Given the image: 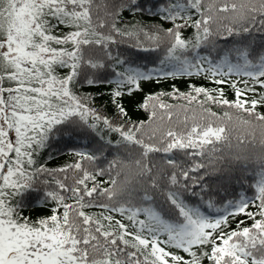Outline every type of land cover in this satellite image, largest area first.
<instances>
[{"label":"snow or ice","instance_id":"6c2138e0","mask_svg":"<svg viewBox=\"0 0 264 264\" xmlns=\"http://www.w3.org/2000/svg\"><path fill=\"white\" fill-rule=\"evenodd\" d=\"M0 264H264V0H0Z\"/></svg>","mask_w":264,"mask_h":264},{"label":"trees","instance_id":"16d2710c","mask_svg":"<svg viewBox=\"0 0 264 264\" xmlns=\"http://www.w3.org/2000/svg\"><path fill=\"white\" fill-rule=\"evenodd\" d=\"M139 4L144 6V7H155V5L159 2H162V0H138ZM125 19H132L130 14L125 13L124 14ZM136 19L142 20L145 24L148 23H163V21L160 20V17L154 13H148L147 11L139 14ZM168 25L165 23V27ZM135 52L136 50L133 49ZM143 55V54H141ZM192 83L194 85H204L205 87H217L218 85L212 84L209 81L201 78V77H193V78H167V79H161L159 81H150V82H144L142 84V91L135 93L132 97L128 98L126 103L128 104L129 108V116H131L132 119H138V118H146V113H144L142 110H137L136 109V103L140 102L145 94L148 92H157L159 90H163L165 92H168L171 90L172 86L175 85L177 89L180 91H188V84ZM101 89L97 88H88L85 87L83 91H92V92H97L100 91ZM225 93L227 95V98L232 99L233 93L230 88L225 87ZM161 99H163L166 103H182V101L173 99L168 96H162ZM96 103L97 104H104L106 110L111 111L110 108V103L108 101L107 96H101L96 98ZM214 111H222V109L215 107L213 108ZM63 142L59 143H53L51 147V152H52V160H50L49 166H57L58 164H61L65 162L66 160L69 159V156L65 152L63 148ZM45 155H47V152H45ZM219 163V162H218ZM232 167V165L229 164L228 158H225V161L223 163H220V167L223 169L224 167ZM237 174H239L240 170L237 168L236 169ZM245 180L247 179V176L243 177ZM236 181L233 179V185H235ZM237 191L239 190L238 188L236 189ZM32 214L35 215H40L43 214L44 212L47 211L46 208H43L42 206H35L32 207L29 210Z\"/></svg>","mask_w":264,"mask_h":264}]
</instances>
